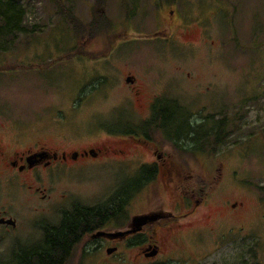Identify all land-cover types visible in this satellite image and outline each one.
I'll return each mask as SVG.
<instances>
[{
    "label": "rangeland",
    "instance_id": "1",
    "mask_svg": "<svg viewBox=\"0 0 264 264\" xmlns=\"http://www.w3.org/2000/svg\"><path fill=\"white\" fill-rule=\"evenodd\" d=\"M53 1L24 0L28 23L37 26L36 34L20 36L13 43L1 37L0 117L17 122L0 129V136L30 131L40 137L61 138L71 133L78 136L80 148L100 147L106 139H116L108 132L121 131L125 124L132 128L136 119L147 115L130 112L132 96L122 80L127 72L133 70L140 81L160 79L158 85L148 80L144 95L173 99L172 120L164 124L169 136L187 126L185 111L176 107L179 101L193 111L189 117L198 122L194 126L208 124L198 133L205 139L188 133L174 141L208 152L217 135L215 122L227 117V130L233 131L216 156L188 157L187 181L195 191L192 200L205 197L202 210L207 217L206 223L188 227L185 237L199 230L208 238L205 251H212L215 239L223 241L220 231L227 230L228 223L218 228L211 219L231 212L238 226L236 249L228 245L212 251L202 264H264V0H179V12L190 11V29L178 28V22L171 40L157 33L167 25L156 17L159 9L153 0H60L85 25L92 21L93 8L91 25L102 12L112 20L110 28L96 21L97 34L90 28L99 36L94 39L90 30L75 32ZM173 29L164 34L169 38ZM81 46L88 53L73 56ZM109 53L126 57L130 64L119 72L110 59L100 58ZM95 69L106 79L90 76ZM140 154L147 159L146 152H138L126 165L81 161L71 173L42 188L53 198H66L40 212L34 211L33 196L12 185L1 186L0 207H14L27 227L24 238L32 241L21 238L25 229L18 232L20 237L0 233V260L16 262L12 244L38 243L42 227L57 223L60 211L71 208L73 202L104 200L117 185L137 177L141 170L135 160ZM146 191L134 199L129 213L147 208L140 202ZM160 195L166 201L165 209L174 210L177 196L160 187L151 200L157 207ZM198 252L191 246L192 258ZM235 257L237 263H233Z\"/></svg>",
    "mask_w": 264,
    "mask_h": 264
},
{
    "label": "flooded vegetation",
    "instance_id": "2",
    "mask_svg": "<svg viewBox=\"0 0 264 264\" xmlns=\"http://www.w3.org/2000/svg\"><path fill=\"white\" fill-rule=\"evenodd\" d=\"M97 2L103 3L104 0H97ZM153 2L152 4L159 9L156 17L159 18L162 25H167L163 30H158L157 33H161V36L168 40L173 39V27L178 22L181 23L178 28L190 29L188 22L190 11L183 10V13H180L179 0H153ZM166 9L169 10L168 13H166ZM93 10L92 21L95 17V8ZM98 10L103 11L100 8ZM95 19L98 24H104L100 14ZM166 29H173L169 32V38L168 34H164ZM87 30H90V35L92 34L90 38L94 39L97 36L90 28ZM78 48L81 51L76 52L75 55L88 53L82 50V46ZM100 58L110 59L119 72L130 64L126 61V57H115L111 53L103 54ZM90 76L106 79L104 73L98 69L92 71ZM122 80L132 96L129 103L130 112L135 111V113L142 114L143 111L147 115L143 116V119H136V124L132 128L125 124V128L121 131L108 132V136H114L116 139H106L100 147L80 148L76 139L78 136L71 133H65L61 138H48L46 134L40 137L30 131L0 136V187L12 185L33 196L35 199L34 211L38 212L44 211L52 204L66 198V196H61L58 199L53 198L42 188L63 178L64 173H71L73 168L80 165L81 161L126 165L127 162L133 161V157L138 155V152L147 153V159H142V154H140V157L135 160L138 171L146 168L149 173V176L144 175L146 184L138 185V190L130 198L127 199L126 188L122 186L126 179L121 185H117L118 187L104 200L90 201V203L81 200L73 202L71 208L60 211L59 221L56 223L61 222V218L66 212L73 210L76 205L82 204L98 208L96 213H87V216L104 220L100 228L95 230L93 228L67 229L47 227L50 224L46 223L41 229L38 243L25 245L14 242L12 244L14 247L12 249L17 252L16 261L20 257L38 251V263L41 264H202L212 251L225 248L228 245L236 249L238 226L233 223L231 212H222L218 218L211 219L212 223H218V228L223 227L225 222L228 223L227 230L220 231L223 241L215 239L212 251H205L208 238L199 230H194L192 234L185 237V230L188 227L199 222L206 223L205 218L207 217L202 210L207 204L205 197L195 202L192 200L195 191L192 190V192L189 189L187 181V178H190L188 157L191 154L196 156L210 154L205 149V151L198 150V147L190 149L185 144L174 140L185 138L188 133H193L195 139H205L203 136L199 137L198 133L202 126L207 127L208 124L194 126L198 122L189 117L193 111L179 101L180 103L176 104V107L185 111L186 117L183 119L187 122V126L173 137L169 136L165 132L164 124L172 120L173 99L161 101L159 100L160 95L154 98L145 97L146 82L151 80L148 77V80L140 81L133 70H129ZM151 82L158 85L161 80L156 79ZM159 118L163 120L162 128L153 130L148 123L152 119ZM16 122L0 117V129L7 130L9 124ZM209 126H212V123H209ZM212 136L213 133L209 137ZM142 178L143 176L140 177V182ZM159 181L160 185L157 184ZM160 187L171 195L177 196L173 205L174 210L165 209L166 201L162 199L161 195L158 196L161 201L159 207L152 203L151 200L155 198L154 195L160 192ZM145 189L148 191L140 197V202H145L147 208L136 214L129 213V206ZM196 192L199 193L198 188ZM231 207L235 208V204H232ZM137 216H147L151 219H147L141 226H134L132 220ZM24 229L25 235L21 238L26 240L24 237L28 235L27 227L20 214H16L14 207H0V233L20 237L18 232ZM209 234L213 235V232L209 231ZM201 235L204 237L200 238ZM26 241L32 240L29 238ZM191 246L196 247L199 251L197 257L193 253L195 258L191 257ZM15 257L13 256L12 259ZM233 263H237L236 257Z\"/></svg>",
    "mask_w": 264,
    "mask_h": 264
},
{
    "label": "trees",
    "instance_id": "3",
    "mask_svg": "<svg viewBox=\"0 0 264 264\" xmlns=\"http://www.w3.org/2000/svg\"><path fill=\"white\" fill-rule=\"evenodd\" d=\"M105 1V0H104ZM54 4H58L60 6L61 14L69 21V23L73 24V28L75 32H84L88 28L94 29L96 32L97 23L91 25H85L77 16L74 15L72 8H66L63 1L54 0ZM28 4L24 2V0H0V40L2 36L5 39H8L10 43L15 42V40L20 36H26L29 34H36L38 32L36 25H31L28 23ZM104 24L101 26L107 28L112 20L102 12L100 15ZM110 28V27H108ZM80 48L76 49L73 53V56H76V52H80ZM159 100H168L160 98ZM149 126L154 129H161L163 125V120L161 118L157 120H150ZM218 125V126H217ZM229 123L228 118L223 117L222 120L217 121L215 128V132L217 133L214 141L213 149L208 150V153L211 156H216L218 151L223 148L227 141L229 140L232 130H227ZM214 132V129H213ZM194 142L195 140L192 139ZM199 141V140H198ZM196 144V143H194ZM146 173V168H143L141 172L135 178H129L125 181L124 186L126 188L127 199L130 198L137 190L138 185L146 184V178H144L141 182L139 181L141 176H144ZM153 174V173H152ZM151 175V172H150ZM264 192V187L261 188ZM98 211L97 207H88L82 204H78L74 207L73 210L66 212L64 217L61 218V222L59 224H50L47 227H62L67 229H83V228H93L98 229L102 226L104 220L98 219L97 217H88L87 213H96ZM53 258V256H52ZM39 262V252H32L30 255H26L18 258L15 263H5L0 260V264H41ZM46 264H54V263H46ZM55 264H66V263H55Z\"/></svg>",
    "mask_w": 264,
    "mask_h": 264
},
{
    "label": "water",
    "instance_id": "4",
    "mask_svg": "<svg viewBox=\"0 0 264 264\" xmlns=\"http://www.w3.org/2000/svg\"><path fill=\"white\" fill-rule=\"evenodd\" d=\"M147 219H151V217L137 216V217L133 218L132 222H133L134 226H141L146 222ZM7 222L10 223V221H7Z\"/></svg>",
    "mask_w": 264,
    "mask_h": 264
}]
</instances>
